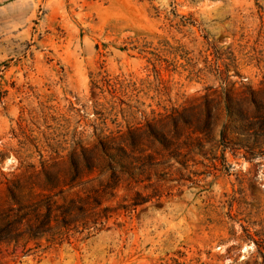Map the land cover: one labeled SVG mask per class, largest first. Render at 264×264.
Returning a JSON list of instances; mask_svg holds the SVG:
<instances>
[{"label":"rangeland","instance_id":"rangeland-1","mask_svg":"<svg viewBox=\"0 0 264 264\" xmlns=\"http://www.w3.org/2000/svg\"><path fill=\"white\" fill-rule=\"evenodd\" d=\"M47 195L0 264H264V0H0V220Z\"/></svg>","mask_w":264,"mask_h":264},{"label":"trees","instance_id":"trees-1","mask_svg":"<svg viewBox=\"0 0 264 264\" xmlns=\"http://www.w3.org/2000/svg\"><path fill=\"white\" fill-rule=\"evenodd\" d=\"M16 203L20 204L21 201L16 200ZM58 209L59 206L57 201L52 195H47L35 203L31 212L28 213L19 214L17 213L18 209H14L13 207L9 208V212L0 220V223L3 226L1 229L8 234V232L16 231L22 225L32 227L38 221L43 233L52 232L57 228V224L54 223V221L56 220Z\"/></svg>","mask_w":264,"mask_h":264}]
</instances>
